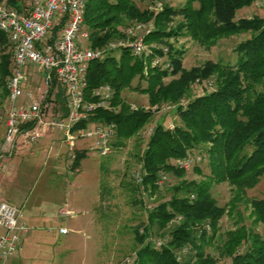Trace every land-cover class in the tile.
I'll list each match as a JSON object with an SVG mask.
<instances>
[{
    "label": "trees",
    "instance_id": "1",
    "mask_svg": "<svg viewBox=\"0 0 264 264\" xmlns=\"http://www.w3.org/2000/svg\"><path fill=\"white\" fill-rule=\"evenodd\" d=\"M183 1L182 7L165 4L162 11L154 12L140 9L135 0H86L82 30L89 34L91 48H106L123 37L129 27L149 21L155 28L144 36L145 42L162 44L148 45L150 53L142 57L134 56L127 48L108 50L87 68L88 101L93 100V92L102 85L113 89L111 107L98 109L88 120L116 124L112 148H123L150 128L146 145L139 148L136 157L141 182H137V173L133 180H128L125 173L121 181L131 203L147 214L145 224L132 228L136 248L123 264H217L219 259H229L230 264H264V238L254 230L264 224V198H246L247 190L255 188L264 176V18L237 17L240 9L255 0ZM0 3L19 12L29 9L26 0H0ZM177 16H182V20L174 23ZM246 32L251 36L235 47L234 64L209 60L186 69L184 51L168 42L189 36L214 47L220 39ZM8 48L11 50L6 52ZM12 56L13 46L0 31L2 117L8 104ZM154 57L161 58L158 65L153 64ZM168 78L171 80L166 82ZM135 80L138 81L135 89L148 96V108L131 110L130 103L122 98V92L132 88ZM213 81L216 87L212 89L208 86H213ZM49 91L48 101L56 103L53 109L66 116L64 89L55 74ZM163 103L174 105L178 120L168 125L167 118H163L154 125V115L159 111L153 108ZM190 154L203 156V161L192 170L202 174L200 165L206 162L209 175L204 173L201 180L185 178L187 171L178 163ZM86 155V150L76 151L74 168ZM170 174L179 179L172 188L173 195L150 207L146 198L148 202L152 200ZM161 180L163 183L159 185ZM224 182L233 187L234 196L226 206H220L212 190L215 184ZM113 197L102 164L99 222ZM241 204L250 209L252 227L244 224ZM226 215L236 218L235 227L226 232L218 247L219 257H215L207 249L217 242L220 223ZM158 241L161 246H157Z\"/></svg>",
    "mask_w": 264,
    "mask_h": 264
},
{
    "label": "rangeland",
    "instance_id": "2",
    "mask_svg": "<svg viewBox=\"0 0 264 264\" xmlns=\"http://www.w3.org/2000/svg\"><path fill=\"white\" fill-rule=\"evenodd\" d=\"M135 2L140 9H149L154 12L162 11L165 4L176 8L184 4L183 0H156L154 3L151 0H135ZM255 16L264 18V0H255L250 6L237 12L238 18ZM180 20L182 16H177L174 23ZM140 23L148 25V30L155 28L152 21L138 24ZM250 36L251 33L246 32L225 37L220 39L214 47H207L206 44L189 36L173 38L168 42L176 49L184 51L183 66L190 69L209 60L234 64L237 57L235 47ZM148 45L162 46L158 43ZM10 50L8 48L6 52ZM24 71L32 76L29 87L35 86L36 83L44 86L43 79L40 78L41 69L29 66ZM170 80L171 78H168L166 82ZM137 84L138 81L135 80L132 88L124 90L122 98L125 102L135 106L148 108V96L135 89ZM213 84L208 87L213 89L216 87L215 81ZM142 85L146 86V83L143 82ZM24 87L28 88L26 85ZM201 87L202 85L199 89ZM21 101L22 98H19L18 102L21 103ZM164 105L174 106L169 103ZM157 107L161 106H155L153 109ZM7 108L8 104L5 107L3 118H5ZM158 111L154 115V125L163 118H167L168 125L178 120L174 109L166 112ZM51 114L50 109L48 115ZM89 127L93 129L94 126L91 124ZM149 131L150 128L147 127V130L142 132L141 138L138 136L129 140L121 149L113 148L107 157L99 155L92 140H79L77 150H86L87 155L75 168V159L64 141L63 133L59 131H52L54 132V143L50 135H46L48 131L44 134L45 139L43 137L39 144L33 145L32 150H19L23 154L13 158L15 176L7 177L5 180L0 178V197L3 195L5 199H14V203L11 204L23 211L28 228V233L22 236L20 252L10 259L9 264H123L136 248L132 228L145 224L147 214L131 203L129 193L121 187V181L126 176L125 173L129 175L128 180H133V176L140 170L137 166V152L139 148L145 147ZM1 132L0 146L2 144ZM51 145H53V150ZM30 151L37 153L31 155ZM102 164H104L105 177L113 190L114 197L102 214V222H99L97 216L100 210L98 212L97 208L100 198ZM200 167L203 170L202 174L191 169L187 171L185 178L201 180L204 173L206 176L209 175L206 162ZM9 168L13 169V166L9 165ZM178 181L176 176L168 175L163 189L149 202L146 198V203L152 207L158 201L168 200L173 195L172 188ZM212 192L220 206H226L234 196L233 187L228 182L215 184ZM246 198L249 200L264 198V176L255 188L247 190ZM60 208H66L74 216L61 215ZM240 211L244 216V224L252 227V220L249 218L250 209L246 208V204L240 205ZM235 220V217L230 218L227 215L222 218L218 240L214 246L207 249L208 254L219 257L220 241L225 238L228 230L235 227ZM62 230L66 232L63 233ZM254 230L264 238V224H259L254 227ZM244 250L245 247L240 249L241 252ZM217 264H230V260L219 259Z\"/></svg>",
    "mask_w": 264,
    "mask_h": 264
},
{
    "label": "built area",
    "instance_id": "3",
    "mask_svg": "<svg viewBox=\"0 0 264 264\" xmlns=\"http://www.w3.org/2000/svg\"><path fill=\"white\" fill-rule=\"evenodd\" d=\"M26 1L29 9L25 12L0 3V31L8 36L13 46L14 63L7 83L9 95L5 118L0 111V120L5 119L6 126L0 146V170L4 168L6 159L13 155L18 141L31 148L43 139L48 130L63 133L73 159L79 140H92L99 155L107 157L113 150L116 124L88 120L98 109L111 107L113 89L110 85H102L93 92V100L88 101L85 94L88 65L102 58L108 50L127 48L136 57L148 56L150 50L144 36L152 28L148 30V25L136 24L125 31L124 38L110 42L106 48L93 49L88 45L89 34L82 30L86 0ZM163 50L168 51L167 48ZM160 62V57L153 58L154 65ZM29 66L41 69L40 78L44 86L36 83L29 87L32 76L24 71ZM53 74L64 89L66 116L53 110L54 101H48ZM19 98L27 101L19 103ZM130 105L131 110L138 109V106ZM50 109L52 114L48 115ZM156 109L167 111L174 106L162 105ZM30 124H34L33 127L26 128ZM91 124L93 129L89 127ZM202 161V154H190L180 160L178 166L189 171ZM136 178L140 183L141 174L137 173ZM162 183L163 180L158 182L159 185ZM62 215L74 216L67 210ZM21 216L20 208L5 201L0 203V264H9V260L21 250L22 236L28 233ZM161 245L162 242L158 241L157 246Z\"/></svg>",
    "mask_w": 264,
    "mask_h": 264
},
{
    "label": "crops",
    "instance_id": "4",
    "mask_svg": "<svg viewBox=\"0 0 264 264\" xmlns=\"http://www.w3.org/2000/svg\"><path fill=\"white\" fill-rule=\"evenodd\" d=\"M25 101H27V99L26 98H22V101L21 102H25ZM2 131V132H1ZM5 131H6V126H5V119L3 120V121H1L0 122V132H1V135H2V140H3V138H4V136H5ZM49 131V130H48ZM48 131H46V132H48ZM54 132H52V131H49V133H47L46 135H50L49 137L51 138V141H52V143H54V141H55V139H54V137H53V134ZM44 139H45V136H44ZM47 139H49V138H47ZM39 144V143H38ZM37 145V144H36ZM35 145V146H36ZM32 148H33V146L31 147V148H26L25 146H23L21 143H20V141H18V143H17V146H16V148H15V151H14V153H13V155L12 156H10L11 158H7L6 159V162H5V166H4V168L3 169H1L0 170V178L1 179H4L5 180V178H7V177H13V176H15V166H14V162H15V160H13V158L15 157V156H20V155H22L23 154V152L22 151H19V150H21V149H31L32 150ZM51 148H52V150H53V145H51ZM31 152V155H36V153L37 152H33V151H30ZM9 165H12L13 166V169H11V168H9ZM6 197H3V195H2V197H0V203L1 202H8V203H14L13 202V198L11 199L10 197H7V198H10V199H5ZM21 202V201H20ZM16 204V203H15ZM65 210H67L66 208H60L59 209V213H61V215H62V212L63 211H65ZM21 219H22V221L23 222H25V216H24V214H23V211H22V216H21ZM1 230H0V235H1ZM10 261V260H9Z\"/></svg>",
    "mask_w": 264,
    "mask_h": 264
}]
</instances>
